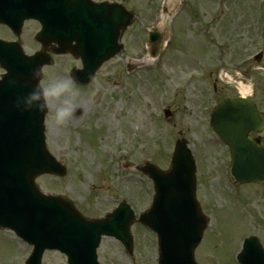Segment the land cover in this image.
Masks as SVG:
<instances>
[{
	"label": "rangeland",
	"instance_id": "obj_1",
	"mask_svg": "<svg viewBox=\"0 0 264 264\" xmlns=\"http://www.w3.org/2000/svg\"><path fill=\"white\" fill-rule=\"evenodd\" d=\"M122 1L137 13V21L123 39L125 57L123 54L111 60L101 69L90 89L80 91L78 103L82 113L79 117L57 126L54 107L50 109L46 121L47 143L52 153L68 167V174L64 180L43 176L37 183L45 193L69 197L90 217L105 215L120 199H126L137 212H143L149 207L146 204L149 181L134 176L137 172L123 169L120 155H125L124 159L133 164L150 160L166 169L175 142L184 137L199 163V198L212 225L196 251L197 261L199 264H238L239 238L250 231L247 228L248 232L240 235L244 230L236 221L241 217L235 219L234 215L252 213L250 229L255 220L264 222V187L243 188L247 198L245 206L231 204V179L224 173L229 163L228 154L223 145L216 142L209 120L205 121L198 112L199 97L205 100V93L200 90V73L194 61L204 60L207 74H217L206 81L209 89L214 82L217 85L210 109L236 95L235 80L240 79L235 72L250 68L249 77L254 84L252 99L264 111V59L260 65L241 66L264 48V0H221L220 3L202 0L198 14H192L190 21L191 10L187 8L176 19L178 37L170 39L165 56L159 61L143 57L147 55V29L154 26L156 11L164 0ZM172 21L173 17L169 20L171 38ZM24 47L27 52L34 48L27 42ZM60 59L55 60L57 66L45 70V83L65 76L62 69L77 65L69 59ZM131 59L137 61L140 72L128 77L124 74L126 65L135 66ZM223 72L233 80L220 77ZM158 73L160 83L156 82ZM167 108L173 113L169 121L163 119V110ZM133 235L134 260L139 264H157L155 235L139 225L133 227ZM31 250L32 247L20 242L14 233L0 229V264H22ZM99 258L102 264L131 262L120 244L108 238L102 242ZM43 263L66 264V260L57 252H49Z\"/></svg>",
	"mask_w": 264,
	"mask_h": 264
},
{
	"label": "water",
	"instance_id": "obj_2",
	"mask_svg": "<svg viewBox=\"0 0 264 264\" xmlns=\"http://www.w3.org/2000/svg\"><path fill=\"white\" fill-rule=\"evenodd\" d=\"M131 20L129 13L122 14L120 20L113 15L100 42L72 48L84 59L83 75L89 77L95 65L119 53V38ZM155 37L158 35H151ZM39 56L27 58L21 49L0 43V63L7 70L0 81V227L14 230L34 246L26 264H42L47 249L68 255L69 264H98L96 250L103 235L132 247L134 214L124 204L108 220L90 221L68 200L44 196L37 188L34 180L38 175L65 174L63 166L46 150L44 114L16 107L17 98L27 95L36 84L33 69L47 62V56ZM262 123L257 110L243 99L222 104L213 115L212 125L230 147L232 172L241 182H264V149L247 139V131L260 128ZM146 172L155 180L157 196L151 211L140 221L158 235L159 264H197L195 249L208 219L195 199L196 170L186 142H177L169 172L154 166ZM249 252L245 246L239 256L242 264H264L260 257L251 258Z\"/></svg>",
	"mask_w": 264,
	"mask_h": 264
},
{
	"label": "clouds",
	"instance_id": "obj_3",
	"mask_svg": "<svg viewBox=\"0 0 264 264\" xmlns=\"http://www.w3.org/2000/svg\"><path fill=\"white\" fill-rule=\"evenodd\" d=\"M32 78L36 81L33 89L27 95L16 100V107L22 111H36L47 114L54 107V122L57 126L65 125L70 121L77 109L80 89L72 76H59L41 83L42 67L32 71Z\"/></svg>",
	"mask_w": 264,
	"mask_h": 264
},
{
	"label": "flooded vegetation",
	"instance_id": "obj_4",
	"mask_svg": "<svg viewBox=\"0 0 264 264\" xmlns=\"http://www.w3.org/2000/svg\"><path fill=\"white\" fill-rule=\"evenodd\" d=\"M79 1H90V2H93V3H104V2H121L122 0H58V3H59V8L61 9H67L68 7H71L74 3L76 2H79ZM202 0H188L189 4L188 5V8L194 12V13H198L199 10H200V7H199V3L201 2ZM31 24H34L36 25L38 28H39V25L36 23V22H28L27 25H31ZM28 30H30L28 28ZM35 36L34 35V39H35ZM35 44L37 45H40L39 43H37L35 41ZM55 43H51V46H54ZM55 58H64V59H72V57L70 55H59V56H54ZM78 65L77 66H74L72 67L73 69L74 68H80L81 67V64H80V61H77V60H74ZM59 67L61 68V64H59ZM246 73H252V70L250 68H248V70L246 71ZM214 75L216 74H212L211 77H214ZM200 76V79L198 81L199 83V87H200V90L203 89L204 91V95H205V100H203L201 97H199V100L201 103H204V105H202L200 102H199V105H200V111L199 114H202L203 117L205 118L206 116V104H207V94H206V88H207V83L205 80H203L201 78V74L199 75ZM80 88H83L85 89L86 87L88 86H79ZM214 91L217 92V85L216 83H214ZM194 96V95H193ZM194 102V101H193ZM193 102H190L191 104ZM198 102V101H197ZM259 108V107H258ZM259 111L261 113V115L263 116V119H264V111H261L260 108H259ZM82 113V110L79 109L78 110V114ZM249 139L252 140L253 142L257 143L259 146H262L264 147V128L263 130L261 131H252L249 133ZM241 217H248V219H239L237 220L238 222H243L242 224H240V228L245 230L247 228H249V231L251 232H254V231H260L262 232V230H264V225H263V229H260V226L262 225L261 222H256L254 221V226L252 229H250V227L252 226L253 224V215L251 214H240ZM264 232V231H263ZM251 234H255V233H250Z\"/></svg>",
	"mask_w": 264,
	"mask_h": 264
},
{
	"label": "bare ground",
	"instance_id": "obj_5",
	"mask_svg": "<svg viewBox=\"0 0 264 264\" xmlns=\"http://www.w3.org/2000/svg\"><path fill=\"white\" fill-rule=\"evenodd\" d=\"M251 89H249L248 87L244 86L243 84H241V94L242 95H246L250 92Z\"/></svg>",
	"mask_w": 264,
	"mask_h": 264
}]
</instances>
